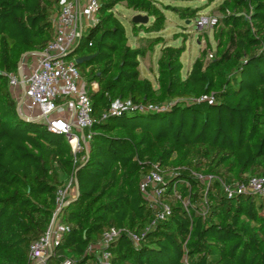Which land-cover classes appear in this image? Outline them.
Segmentation results:
<instances>
[{"label": "trees", "instance_id": "trees-1", "mask_svg": "<svg viewBox=\"0 0 264 264\" xmlns=\"http://www.w3.org/2000/svg\"><path fill=\"white\" fill-rule=\"evenodd\" d=\"M96 1L97 22L69 54L94 55L76 67L97 84L88 94L97 122L83 161L74 164L64 135L18 116L6 76L16 72L24 54L42 50L52 39L59 0H0V264H30L29 246L50 223L61 176H73L77 193L59 211L68 231L49 257L51 264L64 257L85 264L87 249L110 228L142 230L153 212L139 183L153 164L165 182L160 200L171 212L138 246L121 233L109 245L111 264H264V197H226L217 179L205 180L264 177V0H222L214 50L207 42L182 77L184 41L162 47L155 85L140 77L138 58L163 39L131 47L112 9L123 3L151 17L150 24L132 25L137 34L161 31L164 10L190 21L200 8L157 0ZM203 94L214 100H181L160 112L101 119L116 99L153 105Z\"/></svg>", "mask_w": 264, "mask_h": 264}, {"label": "built area", "instance_id": "built-area-1", "mask_svg": "<svg viewBox=\"0 0 264 264\" xmlns=\"http://www.w3.org/2000/svg\"><path fill=\"white\" fill-rule=\"evenodd\" d=\"M97 7L96 0H59L51 17L52 39L42 50L24 54L20 59V70L6 75L10 88L20 90L17 96L20 113L22 114V105L25 103L29 109V119H41L48 131L64 135L70 146L74 164L79 159L78 154H81V158L84 157L87 143L92 135L91 127L97 122L91 116L92 109L88 96L89 92L97 90V84L83 80L76 67L75 58L69 57V54L84 34L83 32L97 22ZM195 24L198 29L213 28L216 24V16H200L196 18ZM211 56L212 53L208 52L207 58ZM181 100L188 103L213 101L214 96L203 94L198 98L172 99L153 105L137 104L129 99H116L101 114V119L129 111L160 112ZM214 178L220 183L226 197L237 194L264 197V177L262 176H250L241 181H225L207 176L206 183ZM164 183L157 164H153L152 169L139 183V190L153 212L150 222L140 231L110 228L101 235L97 244L87 249L90 259L85 264H111L109 245L121 233L127 234L133 245L138 246L146 232L156 222L164 220L170 214V207L159 197ZM74 185L75 180L73 176H70L66 183L58 188L55 197L56 207L50 223L44 233L29 246L30 264H51L49 257L53 255L55 247L68 231V227L60 221L58 214L68 202L69 192ZM183 204L187 206L186 201ZM55 264L80 263L74 258L64 257Z\"/></svg>", "mask_w": 264, "mask_h": 264}, {"label": "rangeland", "instance_id": "rangeland-1", "mask_svg": "<svg viewBox=\"0 0 264 264\" xmlns=\"http://www.w3.org/2000/svg\"><path fill=\"white\" fill-rule=\"evenodd\" d=\"M162 1L163 3H172L173 5L176 6L200 8V10L197 12V16L191 19L189 22H186V19L182 20L178 18L170 11H165L166 22L164 23V28L161 31L140 33L141 35L147 34L146 37H150V39H152L154 35L157 36L160 35L165 39V44H169L174 47H178L181 44V42L184 41L185 50L180 57V61L182 63V69L180 73L182 77H185L189 69L191 68L194 59L199 55V52L202 49L206 48L207 42L210 44L212 51L214 50L216 44L215 40L212 37L213 28L198 29L196 27L195 20L200 16H213V15L217 16L218 12L216 11V7L222 0H173V1L162 0ZM112 12L123 24L128 40L131 41L133 39L132 25L134 24L132 23L131 19L134 15V10L126 8L123 3H118L112 9ZM150 21L151 18L149 22ZM83 33L85 35L86 30ZM147 41L148 40H145L144 43ZM159 50H160V45L159 46L157 45L153 49L154 51L153 54L147 53V55L149 54L148 57L145 56L144 58H139L141 77H145L149 79L153 85H155L156 82L157 57L159 55ZM81 77L83 78V80H86L82 75ZM22 110L23 113H27L25 111L24 105H22ZM37 121L42 123L43 120L39 119ZM52 137L55 138L56 134H53ZM186 205H188L187 201H186ZM198 206H199L198 212L204 214L205 213L204 205L198 202ZM154 208H156V206H154Z\"/></svg>", "mask_w": 264, "mask_h": 264}, {"label": "crops", "instance_id": "crops-1", "mask_svg": "<svg viewBox=\"0 0 264 264\" xmlns=\"http://www.w3.org/2000/svg\"><path fill=\"white\" fill-rule=\"evenodd\" d=\"M158 1V5H166V4H170V5H173L172 3H163V1L162 0H157ZM170 1H173V0H170ZM176 6V5H175ZM165 11L166 10H164V15H165ZM135 14H144V13H142V12H137V11H134V15ZM133 15V16H134ZM150 18L151 17H148V20H147V23L146 24H150L151 22H152V18H151V21L149 22V20H150ZM169 21V20H168ZM165 22H166V15H165ZM140 33H143V32H139V33H137V34H133V39L131 40V41H129L128 40V44L131 46V47H142V48H147V46L149 45V43H150V41L152 40V39H154V38H156V37H161L162 39H163V42H161V43H158V44H156L155 46H159L160 45V50H159V55H158V57H157V60H158V58H159V56H160V51H161V49H162V47H165V46H171V45H169V44H165V39L162 37V36H160V35H154L153 36V38L152 39H150V37H146V35L147 34H140ZM127 36V35H126ZM127 39H128V37H127ZM145 40H148L147 42H145L144 43V41ZM155 46H153V48H152V51H153V49H154V47ZM152 51H149V50H147L146 51V54H145V56H149V54L147 55V53H154V51L152 52ZM145 56H143V57H139V58H144ZM139 58H138V60H139ZM140 63V62H139ZM190 70V69H189ZM151 72V71H150ZM139 73H140V67H139ZM153 73V72H152ZM140 77H141V74H140ZM156 77H157V75H156ZM142 78H145V77H142ZM16 89V90H15ZM11 92H12V94H13V96L15 97V98H17V96L20 94V90L18 89V88H11ZM17 100V99H16ZM24 107H25V111L27 112V113H23V111H22V116L23 117H29L30 115H29V109L27 108V106H26V104L24 103ZM81 154H78V161L80 160V162L81 161H83L82 159H81ZM67 179H68V177L67 176H61V181H62V183H61V186H63L65 183H66V181H67ZM76 195V187H75V185H74V187L72 188V190L69 192V199H68V201L69 200H71L72 198H73V196H75Z\"/></svg>", "mask_w": 264, "mask_h": 264}, {"label": "water", "instance_id": "water-1", "mask_svg": "<svg viewBox=\"0 0 264 264\" xmlns=\"http://www.w3.org/2000/svg\"><path fill=\"white\" fill-rule=\"evenodd\" d=\"M147 20H148V16L146 14H135L131 21L132 23L134 24H146L147 23ZM186 22H189V20H186ZM94 55H89V56H81V57H78L75 59L76 63H81L83 61H88L90 60L91 58H93ZM20 67H21V62L20 60L18 61V64H17V70H20ZM16 110H17V114L18 116L21 118V119H24V120H31L27 117H23L19 111V106L17 104L16 106ZM75 187H76V193H77V182L75 181Z\"/></svg>", "mask_w": 264, "mask_h": 264}]
</instances>
